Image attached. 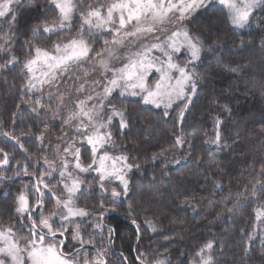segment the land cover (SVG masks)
Returning <instances> with one entry per match:
<instances>
[{
    "label": "snow or ice",
    "instance_id": "snow-or-ice-1",
    "mask_svg": "<svg viewBox=\"0 0 264 264\" xmlns=\"http://www.w3.org/2000/svg\"><path fill=\"white\" fill-rule=\"evenodd\" d=\"M216 6L234 34L244 35L253 27L264 33V15H256L257 10L264 13V0H45L42 5L38 0H0V52L7 55L0 69L20 67L26 80L22 91L32 94L35 119L50 111L53 119L60 117L70 129L57 137L58 160L49 161L45 156L43 162L28 154L23 132L21 136L0 133L14 140V149L23 155L21 162L15 153L0 148V170L11 171L15 164V174L22 172L29 179L15 197L14 215L7 223L0 217V264H115L109 253L116 229L105 217L125 204L130 193L128 173L139 168L129 162L127 154L114 151V129L123 136L132 123L128 109L122 106L124 101L119 100L118 106L117 98L138 97L137 104L162 108L163 116L176 112L183 124L202 81L197 63L205 51L215 50L211 46L206 49L199 36L193 38L185 22ZM29 9L40 15L29 30L30 38L21 45L29 53L21 62L14 48L20 18ZM205 26L211 32L212 22L206 21ZM40 40L50 47L38 44ZM97 41L102 42L100 50ZM256 90L264 96V81ZM223 107L231 117L232 109L226 104ZM223 124L217 117L214 138L205 141L213 163L217 153L230 147L222 135ZM45 136L46 129H42L36 137L41 152L46 147ZM185 143L176 138V146ZM89 178L95 182L90 198L95 201L96 192L100 194L99 202L91 208L88 197L84 205L79 203ZM8 179L0 176V181ZM252 179L250 191L245 185L239 195L264 204V160L258 170L253 167ZM213 187L223 191L220 183L213 182ZM239 203L236 199L232 207H226L229 216ZM125 215H135L131 203ZM254 216V229L264 233V206L255 209ZM145 223L155 231L152 220ZM131 224L135 225L134 250L139 264H171L167 258L147 260L145 253L139 252L141 226L135 218ZM256 236L255 231L248 236L245 256ZM261 241L264 243V235ZM213 250V242L208 241L193 253L189 264H218ZM120 257L121 264H126L122 252Z\"/></svg>",
    "mask_w": 264,
    "mask_h": 264
},
{
    "label": "trees",
    "instance_id": "trees-1",
    "mask_svg": "<svg viewBox=\"0 0 264 264\" xmlns=\"http://www.w3.org/2000/svg\"><path fill=\"white\" fill-rule=\"evenodd\" d=\"M38 3L42 5L45 0ZM218 8L202 11L188 22L191 35L199 36L206 49L211 46L215 50L205 51L197 63L202 81L183 124L176 112L163 116L162 108L137 104L136 97L117 98V103L124 101L122 106L128 109L132 123L126 135L114 129L117 137L114 151L127 154L139 168L134 167L129 174L130 193L125 204L105 217V222L116 229L109 253L113 254L115 264H121V252L127 257L126 264H139L138 252L134 250L137 239L135 225L131 224L133 218L141 226L139 252L145 253L147 260L167 258L171 264H189L193 253L212 241L218 264H264L261 241L264 233L254 229V210L264 204L259 199L239 195L245 191V185L250 191L251 183L255 182L253 167L258 170L260 161L264 160V96L256 90L264 81V33L253 27L244 35L234 34ZM39 15L38 10L29 9L20 18L14 54L21 62L29 55L21 45L30 38L29 30ZM256 15L264 13L257 10ZM206 21L212 22L211 32L205 26ZM37 43L50 47L43 40ZM96 47L100 50L102 42L97 41ZM6 59L7 55L0 52V64ZM25 82L18 65L12 71L0 69V133L21 136L23 132L22 141H26L24 147L28 154L41 158L43 152L36 137L52 115L48 112L34 118L32 94L25 95L22 91ZM225 104L232 109L231 117L223 107ZM217 117L224 121L221 131L230 147L217 153L218 159L213 163L208 159L211 149L205 141L214 138ZM50 124L52 134L58 135L62 129L60 122L51 120ZM177 137L186 141L183 147L176 146ZM14 144V140L0 135V148L9 154L15 153L23 162V155L14 149ZM87 157L85 153L86 160ZM15 172V164L11 165V171L0 170V176L9 177L0 181V217L5 223L14 215V200L24 187L23 182L29 180L22 172L20 175ZM213 182L222 184L223 191L215 189ZM94 183L89 178L86 189L89 191L81 197V205L85 204L86 197L89 208L99 202L98 191L95 201L90 198ZM236 199L240 203L229 216L226 207H232ZM129 203L133 205L134 216L125 215ZM146 220L153 221L155 231ZM253 231L257 236L245 256L243 249L249 246L248 236Z\"/></svg>",
    "mask_w": 264,
    "mask_h": 264
},
{
    "label": "rangeland",
    "instance_id": "rangeland-1",
    "mask_svg": "<svg viewBox=\"0 0 264 264\" xmlns=\"http://www.w3.org/2000/svg\"><path fill=\"white\" fill-rule=\"evenodd\" d=\"M185 24H186V26H187V28H188V30H189L188 22L186 21ZM189 32H190V31H189ZM193 38H195V37L193 36ZM202 55H203V54H202ZM179 62L183 64L185 61H184L183 59H181ZM196 71H197V68H196ZM51 91H52L53 93H55L56 90H55V88H53ZM45 92H47V89L45 90ZM37 94L39 95V93H37ZM126 97H131V96H126ZM136 98H138V97H136ZM49 113H50V115H52V113H51L50 111H49ZM51 120L60 122V124H61V126H62V129L60 130V132L57 133L58 135H53V134H52V131H51V124H50ZM43 129H46V136H45V140H44V144H45L46 147H45L44 150H43V153H42V156H41L40 160H41V162H43V159H44L45 156L47 157V159H48L49 161L58 160V156L55 155V148H56V145H57L58 143H60V141L57 139V137L61 136L62 131H63V132H68V131H70V129H69L67 126H64V125L62 124V119H61L60 117H57V118L53 119L52 116H51V118H50V121H48V122L45 124V126L43 127ZM114 131H115V130H114ZM64 139H68V137L65 136ZM49 142H50V147H49ZM115 154H117V153H115ZM118 154H120V153H118ZM84 156H85V153L83 154V158H84ZM129 162H130V163H133L131 160H129ZM133 164H134V163H133ZM132 170H133V169H132ZM132 170H131V171H132ZM130 173H131V172L128 173V178H129V174H130ZM88 182H89V180H88ZM28 183H29V180H26L25 184H24V182H23V185H26V184H28ZM87 188H88V187H86V189H87ZM86 191H89V190H85V192H86ZM97 242H99V241H97ZM106 243H108V241H105V244H106ZM111 255H112V257H113V254H111Z\"/></svg>",
    "mask_w": 264,
    "mask_h": 264
},
{
    "label": "water",
    "instance_id": "water-1",
    "mask_svg": "<svg viewBox=\"0 0 264 264\" xmlns=\"http://www.w3.org/2000/svg\"><path fill=\"white\" fill-rule=\"evenodd\" d=\"M12 179H15V177H12Z\"/></svg>",
    "mask_w": 264,
    "mask_h": 264
}]
</instances>
